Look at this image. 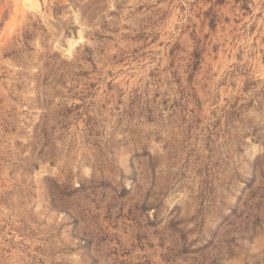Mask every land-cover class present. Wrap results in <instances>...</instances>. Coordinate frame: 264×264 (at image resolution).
Listing matches in <instances>:
<instances>
[{
  "label": "rangeland",
  "instance_id": "rangeland-1",
  "mask_svg": "<svg viewBox=\"0 0 264 264\" xmlns=\"http://www.w3.org/2000/svg\"><path fill=\"white\" fill-rule=\"evenodd\" d=\"M104 11L102 0H52L50 15L61 29L68 25V34L74 35L65 16L77 13L88 24L100 17L96 47L85 48L75 61L66 62L53 52L48 30L37 24L24 33L16 49L0 56V230L7 220L22 225L33 239L43 232L47 251L60 240L53 227L58 230L64 222L60 218L57 223V213L45 201L46 182L53 181L60 163L56 144L71 147L79 142L88 150L123 153L125 139L139 143L154 130L163 131L161 118L169 111L161 98L164 72L150 67L164 44L155 39L149 44L142 30L118 35L120 21H107ZM122 43L130 54L104 55ZM179 47L173 43L166 56L174 57ZM202 67L207 71V64L202 62ZM32 68L37 69L34 74ZM234 109L235 105L224 113L223 123L193 119L184 128L179 148L169 146L159 161L145 159L143 169L151 163L157 173L163 171L155 187L133 189L131 196L121 199L122 177L114 180L109 174L104 178L107 187L97 192L88 188L78 198L86 202L93 193L106 235L123 246L125 254L117 257L122 264H223L226 255L220 250L238 246L239 215L232 209L243 205L236 193L239 186L247 187L250 177L233 172L225 155L236 157L248 146L236 133L228 137L225 153L216 144L228 134L229 121L238 114ZM149 146L144 143L139 154L151 156ZM154 147L160 151L159 141ZM260 194L255 188L249 193ZM76 216L74 223H79V210ZM41 217L52 223L29 232L28 225ZM94 218L89 215L90 224ZM63 243H74L67 231ZM209 244L214 246L208 248Z\"/></svg>",
  "mask_w": 264,
  "mask_h": 264
},
{
  "label": "clouds",
  "instance_id": "clouds-1",
  "mask_svg": "<svg viewBox=\"0 0 264 264\" xmlns=\"http://www.w3.org/2000/svg\"><path fill=\"white\" fill-rule=\"evenodd\" d=\"M102 2L105 19L120 21L118 35L131 36L142 30L147 33L149 44L155 39L157 44L165 46L158 49L159 55L154 54L150 65L159 66L164 72L161 98L169 108L161 118L164 130H154L139 143L125 139L123 153H108L103 148L88 150L79 142L71 147L58 142L55 147L60 153V163L56 165L53 181L46 182L45 201L57 213V223L60 218L64 221L58 230L53 227L60 240L47 251L43 232L33 239L22 230V225L5 220L0 230V264H122L117 257L125 254L123 246L106 235L107 229L96 211L95 196L88 193L86 202L78 198L88 188L97 192L107 187L104 178L109 174L114 180L122 177L118 180L119 187L124 189L121 199L131 196L133 189L155 187L163 171L157 173L151 163L143 169L145 159L159 161L162 155H167L169 146L179 148L184 143V128L193 119L223 123L224 113L233 105L238 114L229 121L228 134L221 136L216 144L225 153L230 145L228 137L233 133L240 136L248 146L247 151L241 150L236 157L227 152L225 159L233 172L250 179L245 181L247 187L239 186L236 193L237 197L242 196L243 205L237 203L232 209L239 215L235 227L242 238L238 246H228L220 252L226 255L223 264H264V0ZM51 7L52 0H0V56L16 49L33 24L48 30L47 43L66 62L75 61L85 48L96 47L100 17L88 24L77 13L65 16L63 19L71 23L72 35L66 31L67 24L61 29L53 19ZM124 24L129 28L124 29ZM173 43L180 47L174 57H167L166 51ZM39 45L36 37L35 46ZM121 53L130 54L123 43L119 48L105 50L104 55ZM202 62L207 64V71ZM5 64L11 67L7 60ZM30 71L34 74L37 69ZM157 141L160 151L154 147ZM144 143L151 145L147 148L151 156L139 154ZM254 188L261 194L249 195ZM76 210H79V223H74ZM89 215L95 217L91 224ZM51 223L41 217L34 225H28V231L39 232L41 225L47 227ZM65 231L73 244L63 243ZM213 246L209 244L208 248Z\"/></svg>",
  "mask_w": 264,
  "mask_h": 264
}]
</instances>
